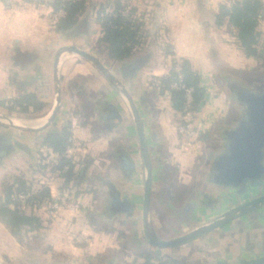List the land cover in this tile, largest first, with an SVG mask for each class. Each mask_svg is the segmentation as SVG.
Masks as SVG:
<instances>
[{
  "label": "crops",
  "instance_id": "0c3cea01",
  "mask_svg": "<svg viewBox=\"0 0 264 264\" xmlns=\"http://www.w3.org/2000/svg\"><path fill=\"white\" fill-rule=\"evenodd\" d=\"M109 1H87L80 26L88 33L74 38L55 30L63 16L57 17L58 11L53 10L49 0H0V114L15 113L21 120L46 122L56 105V67L61 99L56 117L42 130L27 132L0 125V144L10 148L0 160V202L4 185L11 178L25 181L23 174L28 165L37 174L38 169L46 170L39 166L45 162L51 166L49 169H56L48 171L50 177L34 191L48 190L51 200L67 194L78 204L77 210L63 208L55 217L38 207L24 208L26 215L41 220L42 227L25 234L22 242L0 222V264H88L90 257L104 253L116 254L120 259L123 246L113 242L111 234L118 241L132 239V249L148 247L147 253L158 251L161 256H170L175 250L152 248L143 237L145 170L129 104L90 63L63 55L56 66L58 51L65 46L98 52L139 112L153 173L151 221L161 240H171L212 223L233 208L232 202L217 199L216 188L205 177L208 156L216 148L219 133L238 121L239 108L230 101L224 78L233 74L248 79L259 70L260 62L243 55L227 25L218 27L215 23L219 7L236 0H118L125 8L131 4L129 13L141 27V44L124 63H113L105 45L99 42L103 36L99 11ZM258 30L264 37V18ZM181 59L199 74L205 90L195 121L199 127V151L191 156L181 155L177 129L180 115L172 109L170 94L158 85V80ZM139 62L142 64L138 68L125 71ZM26 96L40 105L38 110L28 107L27 113H20L19 108L9 111V102ZM21 106L26 108L25 103ZM66 131L70 133V145L63 156L43 144L48 135ZM120 154L128 155L133 162L130 174L123 171L117 159ZM63 158L70 167L59 168ZM54 160L56 165L52 164ZM69 170L66 178L60 177V171ZM196 188V193H189ZM170 189L173 202L169 200ZM114 192L132 204L130 215H105ZM94 219L108 231L94 225ZM164 230L171 236H166ZM222 231L225 252L200 264H246L264 257V207L235 219ZM215 237L211 234L204 238ZM198 241L178 248L187 251ZM115 264L131 262L125 259Z\"/></svg>",
  "mask_w": 264,
  "mask_h": 264
},
{
  "label": "water",
  "instance_id": "95a60500",
  "mask_svg": "<svg viewBox=\"0 0 264 264\" xmlns=\"http://www.w3.org/2000/svg\"><path fill=\"white\" fill-rule=\"evenodd\" d=\"M63 55L79 58L80 61L90 63L97 72L103 76L129 104L132 116L138 131V143L142 165L145 170V185L143 203L141 207V222L143 224V237L146 243L155 249H173L194 242L199 237L220 229L235 219H240L264 207V59L261 62L263 71L262 83H259V70L255 77L248 79L230 74L225 77V88L230 101L239 108L238 121L230 127L223 129L216 142V148L208 156L206 167V181L216 188V197L221 201L232 204V209L223 214L216 221L193 229L186 234L171 240H161L151 221L152 183L153 173L151 169V157L149 146L145 138V131L139 112L131 97L120 84L112 72L110 65L101 60L98 52H87L84 49L70 45L61 48L57 54L56 66ZM113 63H116L114 61ZM142 62L125 68V71H133ZM58 67L55 71L56 105L46 116L47 121L35 122L34 120H21L19 114H0V125L20 131H38L48 127L56 117L61 99L59 95ZM19 116V117H18ZM114 116L115 113H114ZM113 118V116H111ZM15 122L22 124L16 126ZM10 148L0 144V160L4 158ZM117 159L122 165L123 171L130 174L133 162L128 155L120 154ZM208 200V198H206ZM133 206L127 201H122L117 192L105 208V215L109 218L119 214L130 215ZM129 241L132 239L129 238ZM122 263V258L116 254H109L101 264ZM216 264H225L222 261ZM264 264V257L255 263Z\"/></svg>",
  "mask_w": 264,
  "mask_h": 264
},
{
  "label": "trees",
  "instance_id": "16d2710c",
  "mask_svg": "<svg viewBox=\"0 0 264 264\" xmlns=\"http://www.w3.org/2000/svg\"><path fill=\"white\" fill-rule=\"evenodd\" d=\"M87 1L53 0L50 2L55 12L60 10L64 12V16L55 25V30L65 36L80 35L78 33L79 19L85 14ZM37 2H43V0H37ZM124 11L125 7L118 0L107 2L99 11V21L103 33L99 42L105 45L108 58L118 63L129 60L136 47L141 44L140 25L133 18L132 12L125 15ZM263 18V1L236 0L229 1L219 7L215 23L218 27L227 25L229 34L235 38L237 46L246 58L261 61L264 56V37L258 27ZM200 82L199 74L193 71L190 63L184 59L174 63L170 73L158 80L159 88L162 91H167L171 96L172 109L180 115L177 127L186 125L184 120L186 93L184 89L172 88V85L179 83V85L192 90L190 110L197 113L205 98V90L201 87ZM21 103H25L26 108L21 106ZM9 104V111L19 108L20 113H27L28 107H32L34 111L40 107L30 96L11 101ZM43 144L63 156L70 145V133L66 131L63 134L48 135ZM64 166L70 167V162L63 158L59 163V168L63 169ZM59 168L57 167V169ZM55 169L53 166L50 171L54 172ZM68 173L70 174L71 171L69 170L67 173L60 171L59 174L60 177L66 178ZM30 188L22 178H15L11 184H6L3 188L4 198L0 202V222L6 226L18 242L23 241L25 234L39 231L42 227L41 220L33 215H26L24 208L35 207L43 201L49 200L46 189H41V192L28 198L25 203L14 200L17 195L28 194ZM147 257V260H150V256L147 255ZM171 264L178 263L171 262Z\"/></svg>",
  "mask_w": 264,
  "mask_h": 264
},
{
  "label": "rangeland",
  "instance_id": "374dc122",
  "mask_svg": "<svg viewBox=\"0 0 264 264\" xmlns=\"http://www.w3.org/2000/svg\"><path fill=\"white\" fill-rule=\"evenodd\" d=\"M50 2H52L53 0H49ZM60 13H63V14H61V17L62 16H64V12L62 11V10H60V11H58L57 12V17H59V15H60ZM81 18V17H80ZM80 20H82V19H79V24H78V28H79V34L80 35H85V34H87L88 33V31L86 30V29H83L81 26H80ZM66 37H68V36H66ZM260 62V64H261V62H262V60L261 61H259ZM259 64V83H262L261 81H262V78H263V71H262V67H261V65ZM242 75H244V74H242ZM255 72H254V75L252 76V77H255ZM196 115H197V113H195V120H194V123L192 124V126H193V129H194V136H192V137H189V136H187V135H183V134H179V136H180V140H181V146H182V151L181 150H179V151H181V155H185V156H187V155H189V156H191L192 154H194L195 152L196 153H198V151H199V147H198V145H199V143H200V141H199V138H200V136H199V127H196L195 126V124H196ZM194 147H196V150L194 151ZM193 149V150H192ZM195 153V154H196ZM47 162V161H46ZM39 166H45L44 168H47L48 167V169H49V167H50V165L49 164H47V163H43V162H41L40 163V165ZM48 169H44V172H42L43 170H42V168H41V170L40 169H38V171L35 169V171H37V174H33L32 173V170H31V166L30 165H28V169H26L27 170V172L25 173V174H23L24 175V177L26 178V180L25 181H27V182H32L33 183V185L32 186H30L31 188H30V192L31 191H34V188H38L37 187V185H39L41 182H45V181H47V179L50 177V174H49V172H50V169L48 170ZM34 171V172H35ZM49 171V172H48ZM43 173H44V175H43ZM27 175V176H26ZM48 175V176H47ZM20 176V175H19ZM12 180L8 183V184H11L13 181H14V179L13 178H11ZM28 184H30V183H28ZM41 187V186H40ZM39 189V188H38ZM172 189H170L169 190V200H172V199H170L171 197H173V193H172ZM197 192V188L196 189H192V190H190V192L189 193H196ZM188 195V194H187ZM184 196H186V195H184ZM193 196H194V194H193ZM183 197V196H182ZM187 197H191V196H187ZM172 202H173V200H172ZM176 202V201H175ZM162 212V211H161ZM164 212V211H163ZM162 215H163V217H165L166 216V214L165 213H162ZM93 224L94 225H96L97 227L98 226H101V228H100V230L101 229H105L104 231H105V233H106V231H108V229L106 228V227H103L102 226V224L101 225H99L100 223H99V221H97V220H93ZM111 237H112V241L113 242H116V243H118L119 245L121 244L123 247L121 248V251H120V257L122 258V261H124L125 259H127V261H130L131 262V264H140L139 262H142L141 260H142V258H141V256L142 257H145V256H147V255H149L150 256V253L148 252H146V250H150L148 247H145V246H143L142 248L141 247H136V249H132L133 248V245H134V242H132V241H129V238H120L121 240H117L116 239V235L115 234H111ZM114 244H112V246H113ZM135 250V251H134ZM109 255V253H104L103 255H96V256H94V257H90L89 259H88V261H87V263L88 264H101V262H102V260L105 258V257H107ZM147 258V257H146ZM87 259V258H86Z\"/></svg>",
  "mask_w": 264,
  "mask_h": 264
},
{
  "label": "flooded vegetation",
  "instance_id": "af4514ba",
  "mask_svg": "<svg viewBox=\"0 0 264 264\" xmlns=\"http://www.w3.org/2000/svg\"><path fill=\"white\" fill-rule=\"evenodd\" d=\"M70 37H79L80 35H69ZM242 226L241 222L238 223ZM164 234L168 237L171 236L168 231H163ZM225 232L222 231V228L212 231L211 233L199 237L198 243L189 250H183L181 248H175L170 256L160 255V252L150 253V260H147V256L142 257V262L140 264H171V262H177L178 264H200L207 263L210 259L219 257L222 253L225 252L223 247V239L221 238ZM214 234L216 237L214 239H205L204 237ZM196 239V240H198ZM195 240V241H196ZM209 242V243H208ZM147 257V258H146Z\"/></svg>",
  "mask_w": 264,
  "mask_h": 264
},
{
  "label": "built area",
  "instance_id": "2783aa9c",
  "mask_svg": "<svg viewBox=\"0 0 264 264\" xmlns=\"http://www.w3.org/2000/svg\"><path fill=\"white\" fill-rule=\"evenodd\" d=\"M131 10V4H129V6H126L124 14L127 15L129 14V11ZM63 13H60V16ZM172 88L174 89H184L185 93H186V114L184 117V120L186 122V125L184 126H179L178 129V133L179 134H185L189 137L194 136V129L192 124L194 123L195 120V113H193L190 110V105L192 102V90L191 89H187L184 86L179 85V83H174L172 85ZM52 164H57V162L54 160L52 161ZM36 192L35 191H31L28 194H20L14 197L15 201L21 202V203H25L26 200L30 197H32L33 195H35ZM38 208L43 209L45 212H47L51 217H55V215L57 214V212L63 208L74 211L78 209V204L73 201V199L68 196L67 194H63L62 196L56 198V199H49V200H45L42 203H40L38 206H35ZM82 241V240H80Z\"/></svg>",
  "mask_w": 264,
  "mask_h": 264
},
{
  "label": "bare ground",
  "instance_id": "6f19581e",
  "mask_svg": "<svg viewBox=\"0 0 264 264\" xmlns=\"http://www.w3.org/2000/svg\"><path fill=\"white\" fill-rule=\"evenodd\" d=\"M44 120H46V119H44ZM42 122V121H41ZM43 123V122H42ZM15 125L16 126H19V127H21L22 126V124H20L19 122H15Z\"/></svg>",
  "mask_w": 264,
  "mask_h": 264
}]
</instances>
